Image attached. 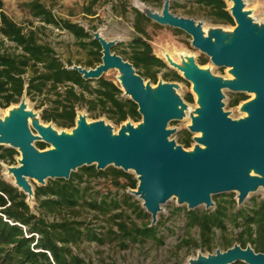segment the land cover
<instances>
[{
	"label": "water",
	"instance_id": "obj_1",
	"mask_svg": "<svg viewBox=\"0 0 264 264\" xmlns=\"http://www.w3.org/2000/svg\"><path fill=\"white\" fill-rule=\"evenodd\" d=\"M141 1V0H140ZM230 2L227 8L235 25L203 28L201 21L176 15L170 0L161 10L135 8L159 25L184 31L191 45L204 53L212 64L227 67L231 78L201 67L195 56L178 52L179 60L163 54L168 66L191 83L196 106L190 108L178 92L179 83L159 80L152 84L137 73L133 64L112 50L119 39H106L100 30L85 28L100 44L101 62L95 67L72 64L83 79H98L110 69L117 71L122 95L137 105L141 118L137 123L123 121L117 129L103 118L89 120L84 111H76L74 126L58 130L44 123L38 112L29 108L23 91L17 104L0 115V146L19 152L17 164L3 165L13 176L12 185L34 199V185L48 179L68 180L82 166L96 170L113 166L132 171L136 188L127 192L141 201L156 224L162 205L175 198L187 210L214 206L213 196L235 192L237 205L250 193L264 190V22L257 21L244 0ZM143 2V1H142ZM144 3V2H143ZM224 90L253 94L238 104L239 117L224 108ZM189 119L186 129L193 145L184 148L169 128L171 121ZM36 141L49 146L38 148ZM264 264V252L238 243L212 252L197 251L187 264Z\"/></svg>",
	"mask_w": 264,
	"mask_h": 264
},
{
	"label": "trees",
	"instance_id": "obj_2",
	"mask_svg": "<svg viewBox=\"0 0 264 264\" xmlns=\"http://www.w3.org/2000/svg\"><path fill=\"white\" fill-rule=\"evenodd\" d=\"M147 1V0H142ZM96 0L82 7L83 14L94 16ZM126 6L127 0H120ZM198 7L206 8L208 15L215 21L231 23L233 19L226 9L224 0H194ZM0 0V104L4 107L17 103L25 91L26 96H50L49 106L43 108L40 115L44 121H52L57 126L72 127L77 108H85L91 115L105 114L115 124L127 119L139 121L141 116L137 105L122 95L119 85L104 77L83 79L73 69L71 63H64L53 47L42 40L46 26L52 25L64 29L75 38L78 47L87 52L83 66L95 67L101 62L100 44L92 38L86 29L77 22L56 15L41 0H29L22 3L29 15L41 22L27 27L15 22L3 9ZM134 11V36L124 46L121 55L130 61L144 79L155 83L157 73L167 68L166 63L152 51L146 24L150 23L137 9ZM178 31V30H177ZM11 42L13 45H7ZM120 54V53H119ZM208 59L201 57L200 64ZM169 80H184L175 70L163 72ZM245 95L231 100L237 105ZM184 99L193 101L187 93ZM192 134L183 128L178 143L189 147ZM35 145L42 149L46 143L37 141ZM16 150L0 146V160L14 163ZM1 169V165H0ZM88 177H107L105 171H98L94 165L83 166ZM109 173L118 189H134L137 180L132 174L121 169L111 168ZM83 174L71 173L68 180L58 179L43 186H35L34 200L39 211L35 214L26 202V195L11 183L4 180L0 173V264H88L74 248L82 241H94L103 244L105 238L118 239L123 247L130 243L152 239L162 242L158 236L159 222L150 225V221L137 224L125 215L127 209L133 214H141V209L131 201L132 196L124 192L122 197H113L107 193L95 196L89 185L81 186ZM215 200L211 211L187 210L176 207L184 214L188 230L194 226L199 231V241L183 238L182 244L199 247L202 251L212 252L215 248L216 231L221 235V245L226 249L234 242L245 247L250 245L256 252H264V198L252 200V205L236 207L235 199ZM213 197V199H216ZM80 208H88L97 213L108 215L116 229L109 228L105 233L97 231L79 219ZM114 211V212H113ZM146 215V214H145ZM53 217L51 220L48 217ZM148 216V215H146ZM227 222L236 229L234 238L226 236ZM114 264V263H110ZM233 264H245L235 262Z\"/></svg>",
	"mask_w": 264,
	"mask_h": 264
},
{
	"label": "rangeland",
	"instance_id": "obj_3",
	"mask_svg": "<svg viewBox=\"0 0 264 264\" xmlns=\"http://www.w3.org/2000/svg\"><path fill=\"white\" fill-rule=\"evenodd\" d=\"M29 0H2L4 11L18 24L23 27H27L30 22H33L34 25H40L41 22L33 19L29 13L23 8L22 3ZM48 7H50L53 12L63 18L69 19L70 21L77 22L82 25L84 28L92 29V30H100L103 32V29H109L108 37L110 39H119L113 47L112 50L117 54L121 55L122 49L126 43H128L134 36L138 35V33L134 29V11L135 2L134 0H127L126 6L124 7L120 0H96V4L94 9L96 14L94 16H86L83 14L82 7L91 2V0H41ZM142 2V0H141ZM146 5L151 6L155 10L160 11L162 7L163 0H147L143 1ZM142 2V3H143ZM245 8L250 9L252 11V16L257 21L264 22V0H244ZM227 7L230 6V2L225 1ZM137 7V6H136ZM136 9V8H135ZM170 9L173 13L180 16L190 17L195 19L196 21H201L203 23V28L206 29L209 26H221L225 29H231L234 27L235 22L224 23L213 20L206 10V8L198 7L194 0H170ZM146 30L148 33V37L150 38V43L152 45L153 53L161 58L164 62L163 54L166 52L172 59L175 61L179 60L178 52L184 53L187 52L195 56L197 63L201 67H209L214 74L221 75L224 77H228L229 73L227 71V67H218L211 63L209 58L198 49L194 48L191 43V37L186 34L184 31L159 25L154 21L150 20V23L146 24ZM178 30V31H177ZM119 35V36H117ZM42 40L49 43L56 54L60 57V59L64 63L78 64L83 66L85 64V60L88 57L87 52L78 47L75 43V38L71 33L64 29H60L52 25L46 26L42 34ZM7 45H13L11 42H6ZM178 50V51H177ZM122 56V55H121ZM201 57H206L208 60L204 64L199 63V59ZM166 63V62H165ZM162 69L157 73V81H172L179 83L180 87L178 89L179 94L184 99V96L187 93L192 95L193 101L188 102L189 107L193 108L196 106L195 103V95L191 89V83L186 81L185 79L182 81L169 80L163 76V72L169 70H175L179 75L181 73L174 69L171 66ZM86 67V66H84ZM102 77L113 81L118 84L117 80V71L115 69H110L107 72L102 74ZM149 80V79H145ZM156 81V82H157ZM151 82V81H150ZM151 82L152 84H156ZM225 98H224V108L225 110H229L232 117H239L242 115L238 111V104L231 105V100L233 97H239L240 95H245L246 98L252 97L251 94L242 93V92H231L228 90H224ZM124 96V95H123ZM50 97V96H48ZM43 95L36 96L35 98H29L26 96V102L29 108L38 112L39 116L42 113L43 108L49 106V98ZM127 97V96H125ZM18 103V102H17ZM17 103H11L9 106L4 107L0 104V114L4 112L5 109L10 107L11 105H15ZM76 110L84 111L89 120H94L98 118H103L107 122H109L114 129L119 127V124L113 123L109 120L105 114L100 115H91L89 114L85 108H77ZM137 123L138 121H133ZM44 123H51L58 130H69L71 127H61L57 126L52 121H44ZM189 124V119L183 120H175L171 121L168 125L169 128H175L176 131L172 134V137L178 142L179 133L183 128H186V125ZM192 134V133H191ZM37 142V141H36ZM35 142V143H36ZM193 140L189 147L191 148L193 145ZM49 145L46 144V147ZM5 147V146H3ZM185 148V147H184ZM16 150V149H15ZM14 163L12 165L17 164V158L19 157V152L16 150L14 154ZM7 162L0 160V173L4 180L9 183H13L9 177L5 175V166L3 165H11ZM83 167V166H82ZM82 167L77 168L72 173L83 174L84 181L81 183V186L89 185L90 189L93 192L98 191L95 196L98 198L104 194H108L113 197H122L124 192H127L128 189H118L116 185H114L112 181V175L109 173L111 168H115L113 166H107L103 170L107 172L108 176L104 177H90L87 178L88 175L85 171L82 170ZM117 169V168H116ZM135 178V175L132 171H129ZM58 180V179H48L46 184L50 181ZM35 186H38L37 182L31 181ZM128 193V192H127ZM129 194V193H128ZM232 199H235V192H225L216 194L213 197L214 203L216 201H221L222 199H230V195H232ZM131 195V194H130ZM131 201H134V205H137L139 209H141V214H133L130 212V209H127L125 215L131 218L137 224H141L146 221H150V215L146 212V210L142 207L141 201L135 196L131 195ZM264 198V190L259 189L256 192L250 193L244 202L241 205L235 204L236 207L248 206L252 205V200H260ZM236 201V199H235ZM30 209L35 214H38L39 211L36 207V202L33 199V202L29 204ZM215 204L213 207L205 209L204 206H197L193 210H197L199 212L202 211H211L215 208ZM176 207L186 208V204L178 205L176 204L175 198L168 200L165 204L162 205V211L158 213L157 222L160 223L158 229V236L161 238L162 242H157L152 239H147L144 242H135L130 243L128 246L123 247L120 243H118V239H108L105 238V242L103 244H97L94 241H82L74 251H76L80 256H82L88 264H187L186 260L196 255L197 251H201L203 253H208V251H202L199 247L187 246L186 244H182L183 238H193L196 241H199V231L196 226L188 228L185 226L184 214L181 210H175ZM114 212V211H113ZM148 216H146V215ZM53 217L49 216L48 219L51 220ZM79 219H82L88 226L95 228L97 231L105 233L109 228L116 229L112 220L108 217V215L97 213L93 210H88V208H80L79 210ZM238 229L232 227L229 222H227V233L226 236L234 238L237 234ZM221 235L218 231H216V235L214 238L215 248L223 249L221 245ZM235 243V242H234ZM213 250V251H214Z\"/></svg>",
	"mask_w": 264,
	"mask_h": 264
},
{
	"label": "bare ground",
	"instance_id": "obj_4",
	"mask_svg": "<svg viewBox=\"0 0 264 264\" xmlns=\"http://www.w3.org/2000/svg\"><path fill=\"white\" fill-rule=\"evenodd\" d=\"M134 2H135V5H136L138 8H140V9L147 10L148 8H150L148 5H146L145 3H142L140 0H134ZM102 31H103V32L100 31V32H101V35H102L103 37H105L106 39H110V38L108 37L109 29H108V28H107V29H103ZM117 36H119V35H117ZM177 51H178V50H177ZM182 54H184V55H185V54H186V55H189V53H187V52H184V53H182ZM173 60H174V59H173ZM228 77L231 78V75L229 74ZM251 95L253 96L252 93H251ZM79 112L82 113V111H80V110H79ZM6 113H7V109H5L4 112L0 114L1 117H2L3 115H5ZM5 175H6V177H9V178L11 179L12 182L14 181V180H13V176H12L11 174H8L6 168H5Z\"/></svg>",
	"mask_w": 264,
	"mask_h": 264
},
{
	"label": "flooded vegetation",
	"instance_id": "obj_5",
	"mask_svg": "<svg viewBox=\"0 0 264 264\" xmlns=\"http://www.w3.org/2000/svg\"><path fill=\"white\" fill-rule=\"evenodd\" d=\"M235 98H237V97L235 96V97H233L232 99H235ZM246 99H248V98L241 99V100H239V102H240V101H244V100H246Z\"/></svg>",
	"mask_w": 264,
	"mask_h": 264
},
{
	"label": "built area",
	"instance_id": "obj_6",
	"mask_svg": "<svg viewBox=\"0 0 264 264\" xmlns=\"http://www.w3.org/2000/svg\"><path fill=\"white\" fill-rule=\"evenodd\" d=\"M57 30H58V28H57Z\"/></svg>",
	"mask_w": 264,
	"mask_h": 264
}]
</instances>
